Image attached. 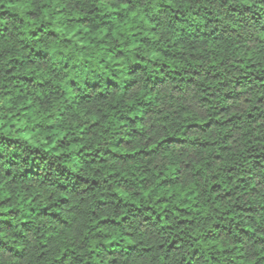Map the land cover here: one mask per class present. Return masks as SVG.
I'll use <instances>...</instances> for the list:
<instances>
[{
	"label": "clouds",
	"instance_id": "1",
	"mask_svg": "<svg viewBox=\"0 0 264 264\" xmlns=\"http://www.w3.org/2000/svg\"><path fill=\"white\" fill-rule=\"evenodd\" d=\"M0 264H264V0H0Z\"/></svg>",
	"mask_w": 264,
	"mask_h": 264
}]
</instances>
